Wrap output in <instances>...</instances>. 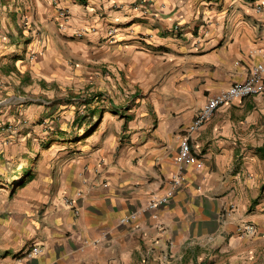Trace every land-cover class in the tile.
<instances>
[{
    "label": "crops",
    "instance_id": "obj_1",
    "mask_svg": "<svg viewBox=\"0 0 264 264\" xmlns=\"http://www.w3.org/2000/svg\"><path fill=\"white\" fill-rule=\"evenodd\" d=\"M57 4L67 24L55 0H0V144L62 88L98 105L99 126L0 200V264H264V93L189 131L264 62V0ZM23 8L28 40L15 29ZM250 223L256 236L240 237Z\"/></svg>",
    "mask_w": 264,
    "mask_h": 264
},
{
    "label": "rangeland",
    "instance_id": "obj_2",
    "mask_svg": "<svg viewBox=\"0 0 264 264\" xmlns=\"http://www.w3.org/2000/svg\"><path fill=\"white\" fill-rule=\"evenodd\" d=\"M26 11L23 8V13L18 16L20 30L15 27L22 40H28L30 37L24 33L29 27V19L25 18ZM3 13V10L0 11V16ZM3 29V26H0V30ZM29 47L30 45H26L25 48L28 50ZM31 57L33 59L35 55ZM46 98L48 102L45 110L36 115L35 122L23 118L24 133L0 144V200L22 193L34 185L39 175L47 169L48 163L56 158L52 148L70 147L81 138L80 136L91 134L98 129L99 123L93 122L92 113L94 108L98 109V105L92 109L87 108L84 105V92H71L68 88H62L57 90L54 96L49 95ZM27 168L30 169V174L25 176ZM22 179L25 181L24 185H18ZM256 234L250 236L255 237Z\"/></svg>",
    "mask_w": 264,
    "mask_h": 264
},
{
    "label": "built area",
    "instance_id": "obj_3",
    "mask_svg": "<svg viewBox=\"0 0 264 264\" xmlns=\"http://www.w3.org/2000/svg\"><path fill=\"white\" fill-rule=\"evenodd\" d=\"M56 1V5L59 9V15L63 19L64 23L67 24L69 20V13L68 11L59 6L58 0ZM260 10V8H259ZM180 26L176 25L175 29L179 30ZM111 34L115 33V30L110 31ZM264 93V62L257 63L251 71V74L245 82H238L230 86L228 89L216 94L215 96L211 97L208 102L203 106L201 111L199 112L198 116L195 119L194 124L190 127L189 131L192 132L202 126L205 122L210 120L218 109L225 104L233 102L235 100L243 99L253 95H259ZM190 151V146L188 144V140L183 142V150L181 156L178 158L182 160L186 157V155ZM171 193L166 194L164 196L158 197L153 196L149 203L148 209L149 210H158L161 205L167 202L168 197ZM68 204H73V201L68 200ZM138 213H132L129 216L125 217L123 221L125 223H130L134 219H136ZM157 217V215H156ZM240 237L244 238L248 235L256 234L257 227L254 224H246L241 226L238 230ZM42 253V249L39 247L33 248V250L29 251L25 258L34 257Z\"/></svg>",
    "mask_w": 264,
    "mask_h": 264
},
{
    "label": "trees",
    "instance_id": "obj_4",
    "mask_svg": "<svg viewBox=\"0 0 264 264\" xmlns=\"http://www.w3.org/2000/svg\"><path fill=\"white\" fill-rule=\"evenodd\" d=\"M259 152H260V154L264 157V147H260L259 148ZM33 163V162H32ZM30 174V169L29 168H27V170L25 171V176L27 175H29ZM24 183H25V181H24V179H22L19 183H18V185H24Z\"/></svg>",
    "mask_w": 264,
    "mask_h": 264
}]
</instances>
